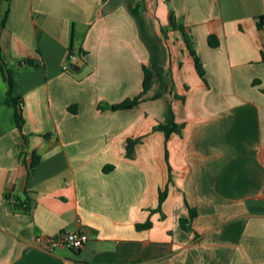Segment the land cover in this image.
<instances>
[{"label": "crops", "instance_id": "crops-1", "mask_svg": "<svg viewBox=\"0 0 264 264\" xmlns=\"http://www.w3.org/2000/svg\"><path fill=\"white\" fill-rule=\"evenodd\" d=\"M263 14L264 0H0L23 118L0 66V264H264ZM144 68L141 103L113 110ZM26 193L30 213L6 197ZM66 232L89 240L36 244Z\"/></svg>", "mask_w": 264, "mask_h": 264}, {"label": "trees", "instance_id": "trees-1", "mask_svg": "<svg viewBox=\"0 0 264 264\" xmlns=\"http://www.w3.org/2000/svg\"><path fill=\"white\" fill-rule=\"evenodd\" d=\"M171 25L173 28L177 27V22H176L175 18L173 17V13L171 15ZM258 26L259 27L264 26V14L259 17ZM180 28H181L182 32H184V35L187 38L188 36H187V34H185V28L183 26H181ZM209 42H210V45L213 47L218 45V42L216 41V38L214 36L210 37ZM187 44H188V49L190 51V54L194 58L196 70H197L199 76L205 81L206 71H205L204 65H203L201 59L198 57L195 48L193 47L191 41L188 38H187ZM72 53H73L72 49H70V54H72ZM262 59L264 61V51L262 52ZM25 63L33 65V63L29 59L25 60ZM0 66L2 68L5 80H7L9 83V89H8V93H7L6 102L16 106V108L18 109L17 110L18 111L17 119H18L19 123H22V121H23L22 111H21L22 99L14 97V94H13L14 83H13L11 73L5 72L4 66L2 64H0ZM151 84H152V72L150 71V69L144 68V81H143V92H142V94L139 95L138 97L134 98V99H129V100H126L122 103L113 105L111 108L113 110H129V109H132V108L138 106L142 101L143 94L146 93L150 89ZM100 108H103V106H100ZM176 127L177 126L174 123L173 113H171L170 114V121L167 124H159L156 128L165 131L166 134L169 135L171 132H173L176 129ZM138 142H140V139H129L128 140V142H127L128 155H130V156L133 155L135 146ZM34 157H35V155L33 156L34 160H32V163L30 165L31 168H33L35 166V164L37 163V159H35ZM30 171H31V169H30ZM6 197H7V199L14 198L16 209H19L25 213H30L32 211L33 202L28 197L27 193H26V195L24 194L22 196L10 194V195H7ZM165 197H166L165 193H162L160 195V205L163 202V200L165 199ZM158 210H160V208H158ZM194 216H195V211L193 209H190V219H184V218L181 219V226L183 229H187L188 225L190 224V222ZM151 224H152V222L148 221L147 223H145L143 225H138V227L149 228V227H151Z\"/></svg>", "mask_w": 264, "mask_h": 264}, {"label": "built area", "instance_id": "built-area-1", "mask_svg": "<svg viewBox=\"0 0 264 264\" xmlns=\"http://www.w3.org/2000/svg\"><path fill=\"white\" fill-rule=\"evenodd\" d=\"M167 1V0H163ZM74 55L70 54L69 61H73ZM25 64V62H24ZM69 65L65 66L68 69ZM89 240V236L84 232H66L60 234L58 236L53 237H38L36 239V244L45 250L53 251L60 246L68 247L74 251H79L82 249L87 241Z\"/></svg>", "mask_w": 264, "mask_h": 264}, {"label": "water", "instance_id": "water-1", "mask_svg": "<svg viewBox=\"0 0 264 264\" xmlns=\"http://www.w3.org/2000/svg\"><path fill=\"white\" fill-rule=\"evenodd\" d=\"M72 68L75 70L78 69V62L75 61L74 63H72Z\"/></svg>", "mask_w": 264, "mask_h": 264}]
</instances>
